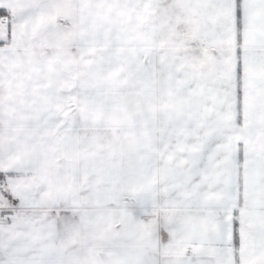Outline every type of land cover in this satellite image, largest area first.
<instances>
[{"label":"snow or ice","instance_id":"snow-or-ice-1","mask_svg":"<svg viewBox=\"0 0 264 264\" xmlns=\"http://www.w3.org/2000/svg\"><path fill=\"white\" fill-rule=\"evenodd\" d=\"M0 264H264V0H0Z\"/></svg>","mask_w":264,"mask_h":264}]
</instances>
